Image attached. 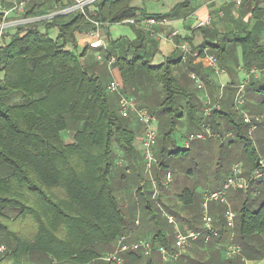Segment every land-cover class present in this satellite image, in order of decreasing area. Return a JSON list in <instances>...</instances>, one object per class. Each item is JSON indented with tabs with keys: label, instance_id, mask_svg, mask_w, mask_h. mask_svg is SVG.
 Segmentation results:
<instances>
[{
	"label": "trees",
	"instance_id": "16d2710c",
	"mask_svg": "<svg viewBox=\"0 0 264 264\" xmlns=\"http://www.w3.org/2000/svg\"><path fill=\"white\" fill-rule=\"evenodd\" d=\"M131 1L99 0L86 8V14L46 18L69 7L73 0H30L24 16L44 19L8 30L0 43V246L6 247L0 264H111L101 258L117 248L121 237L128 236L132 242L142 236L134 231L138 214L148 221L141 234L149 236L155 249H175V227L154 204V192L145 191L149 181L138 150L143 127L141 132L134 126V116L122 117L119 95H111L107 81L86 66L84 57L93 49L85 46L78 54L81 35L92 29L88 18L112 25L138 17H164L140 16V9ZM3 3L10 6L8 0ZM186 4L175 7L173 15ZM133 29L136 39L112 42L110 53L118 47L122 52L115 64L122 93L141 100L161 123L162 136L155 149L159 159L155 178L160 190L165 174L176 165L174 161L190 150L183 151L174 143L173 133L180 120L192 126L191 134L200 132L206 123L222 132L215 141H221L225 133L236 137L235 141L226 140L228 143L242 140L244 154H249L244 157L248 176L259 158L248 125L236 119L232 96L237 82L224 89L222 108L204 118L200 97L182 87L173 75L174 66L182 63L181 56L152 65L148 61L153 56L148 32ZM231 37L230 41L224 38L222 44L205 45L218 56L220 68L230 74H237L230 64L237 65V71L263 72L250 78L247 107L264 115V44L251 32ZM238 49L241 56L236 54ZM184 66L202 74L211 96H219L214 79L195 58L190 57ZM142 85L153 88L144 99ZM64 132L74 133L73 142L63 139ZM118 170L124 182L117 193ZM124 189H129L130 199L124 198ZM200 200L195 191L186 188L175 194L176 205L182 204L180 211L176 205L166 209L183 230L185 225L201 230ZM233 205L234 231L224 223L223 209L213 206L218 238L209 243L201 239L177 260L166 263L130 251L124 254V264H245L242 258L224 255L235 231L243 256L250 261L264 260V178L252 182L246 191L238 190Z\"/></svg>",
	"mask_w": 264,
	"mask_h": 264
},
{
	"label": "built area",
	"instance_id": "2783aa9c",
	"mask_svg": "<svg viewBox=\"0 0 264 264\" xmlns=\"http://www.w3.org/2000/svg\"><path fill=\"white\" fill-rule=\"evenodd\" d=\"M10 2L9 7H5L3 0L0 1V15L2 22L0 23V43L4 38L5 34L10 29H15L22 25H27L35 21L44 19V17H25L26 7L30 0H8ZM99 0H73V4L67 8L61 9L57 12L51 13L46 18H53L56 15L71 14V13H82L86 14V8L98 2ZM246 0H207L209 4H228L231 3L236 7H242ZM91 30L86 31L81 35L82 43L85 46H89L93 50L97 51L96 59L102 65H106L110 71L114 70V66L117 62V58L108 52V42L101 34V29L104 24L88 18ZM128 24L141 23L145 29L148 30L149 35L159 40L161 35L154 31L152 28L156 25H163L168 23L166 19H157L156 17L149 18H135L124 21ZM211 24V18L198 21L196 28L203 29ZM179 31H174L170 35V38L174 39L179 37ZM176 50L181 52V59L183 62H187L190 57L195 59L203 60L205 65L211 68L216 74L224 72L220 68L219 58L211 51L210 46H204L199 49H193L186 43L176 44ZM106 54V55H105ZM258 70L252 69L248 72V80L239 84L236 87V94L234 98V106L237 111L240 112V108L246 105V90L250 78L257 77ZM192 80L195 82L197 89L206 92V83L201 80L196 74H191ZM2 79L0 74V80ZM109 93L119 95V109L120 114L124 118L136 117L140 125L143 127V133L141 138L142 155L145 162V174L152 172L153 168L158 164L156 156V145L159 139L158 130L156 127L157 117L153 115L146 107L142 106L135 97H129L122 93L121 84L117 79H114L107 88ZM203 112L204 118L212 116L215 110L221 109L220 101L213 100L208 93H205L203 98ZM249 114V113H248ZM244 114V122L249 126V135L252 137L253 134L258 130L261 118L258 116L252 117L251 115ZM219 137V133L215 132L209 125L203 124L201 132L196 134H190L186 139L185 149H189L192 142L197 140L215 139ZM242 166L235 164L232 169V173L226 179V184L223 190L216 192H205L202 200V228L201 230L194 229H181L179 221L176 216L171 212H168L162 205H159V210L162 216L168 221L170 225L175 227V250L170 252L166 247L161 246L156 251L161 255L163 262H168L171 258L176 260L182 253L193 247L196 242L204 239L205 243L211 242L214 238L219 237V230L216 227L215 218L211 213V203H219L223 207V218L227 228L231 231L235 230L236 227V212L232 208L231 204L226 199V193L232 188L248 189L251 182L257 181L264 178V159L260 158L258 165L251 172L250 176L244 177L242 175ZM173 178L172 172L168 171L164 177V187L168 188ZM153 180V179H152ZM153 186V199L157 201L158 193L160 190L159 183L156 179L152 181ZM137 225L139 224L136 221ZM234 233L228 242L224 255L227 259H234L242 256L243 249L240 244L234 242ZM128 236L121 237L117 248L107 254L101 259L111 264H124V254L130 251H140L145 256H151L154 251L152 243L147 239H140L138 241L129 242ZM6 252L5 246H0V258ZM246 264L249 262L246 261Z\"/></svg>",
	"mask_w": 264,
	"mask_h": 264
},
{
	"label": "rangeland",
	"instance_id": "374dc122",
	"mask_svg": "<svg viewBox=\"0 0 264 264\" xmlns=\"http://www.w3.org/2000/svg\"><path fill=\"white\" fill-rule=\"evenodd\" d=\"M184 1L185 0H132V4L135 7H138L139 9H144L148 13H156V14L162 13L163 14V13L169 12L170 9H172L175 5H177L178 3L184 2ZM191 2L195 3V0H191ZM108 29H110V38L112 40H116L122 36L126 37V38L127 37L131 38V36H127V29H129L131 31V25H129L128 23L123 22L121 24L108 25ZM56 32L57 31H55L54 33H56ZM263 34H264V32L262 30H260V31L257 30V31H254L253 36L257 39H260L261 42L264 44ZM126 38H123V39H126ZM83 46H85V45H84V43H82V40L80 38L79 39L78 54L83 53V51H84ZM113 53H114V56L116 58H119L122 55V52H121L119 47L114 49ZM236 54L238 56H241V50L238 49ZM239 60H241V57L239 58ZM84 61H85L86 66L89 69H91V71L98 73V75L101 76L103 81L108 80L107 79V72H106L108 70V67L106 65L101 66L102 64L97 61L96 55L92 51L89 50L86 53V55L84 57ZM177 65H178V67L183 66L181 63H179ZM219 65H220V62H219ZM230 66H231L232 70H235L237 72V79H238L237 84L238 85L248 80V75L246 76V74L244 77L241 78V80H239L240 79V73L243 70L237 71L238 67L235 64H233V65L230 64ZM183 69H184V67H183ZM262 73L260 70H258L257 77H260L262 75ZM173 75L175 78H176V76H178V72L174 68H173ZM1 77L3 78V76H1ZM185 85L189 91H191L192 93H194L198 97L201 98L203 95H205V91L198 90L196 84L190 82V80L187 79V83H185ZM217 86H218V84H217ZM221 91L222 90L219 87V95H220ZM133 97H135V96H133ZM233 97H234V95L232 96V99L234 102L235 97L234 98ZM212 99L213 100L216 99L220 102L223 101V98H220L219 96L215 99L212 97ZM248 103H249V97H248V92L246 90V105L244 107L240 108V112L237 111V109L234 106V110L236 111V114H237L236 119L237 120L242 119L244 122V114L245 113L246 114L249 113L248 115H251L252 117L258 116L261 118V122H260L261 127L253 134L252 137L250 135L249 136H250V139L252 141V147L254 149H256L258 158L264 159V115H260L256 112L249 110L247 107ZM227 105L231 106V102L227 101ZM203 108L204 107H203V103H202L201 112H202V116L204 117ZM133 121H134V126H137V128H139V130H141V132H142V129H141L142 127H141L140 123L138 122V120L136 119V117L133 118ZM155 124H156L157 130H158V136L160 139L162 136V130H160L161 123L159 122V120H157V122ZM192 130H193L192 126L190 124H187L186 121H183V120H180V122L177 124V126L175 128V131L173 133V140L175 141L174 143L177 145V147H179L183 151L185 150L186 139H188L189 135L194 132V131L192 132ZM248 130H249V126H248ZM197 133H199V131ZM223 135H224L223 138L222 137L219 138V140H221V141H215L214 139L194 141L190 145V148H189L190 150L187 151L185 153V155H180L179 157H177V160L174 161L176 163V165L174 166L172 164L173 166L171 167V169H173L171 171L173 174L171 184L168 186V188L162 187L161 190H159L157 201L154 200L155 201L154 204L156 205V207L158 209H159V205H162L165 209H166V207L172 209V207H174L177 204L175 202V195H174L175 192L176 193L180 192L181 190L186 189V188L195 191L196 195L198 197H202V200H203V196H204L205 191L206 192H216V191L223 190L225 187V184H226V179L232 173V169H233V166L235 164H240L242 166L241 167L242 168V175L244 177L248 178L250 176L251 173L248 176H246L247 174H245V171H244L245 167H246L245 158L249 157V154H247V153L244 154L243 149H244L245 144L240 139L234 143H228V142H226V140H230L232 138V140L235 141L236 137L225 136L226 133ZM71 137H72L71 132H64L63 133V139L66 142L70 141ZM228 137H230V138H228ZM156 168L157 167L155 166L153 168L152 172L145 174V179H147L149 181V184L145 188L146 192H154L153 186H152V181L154 179H156L155 178L156 177L155 176ZM253 184H254V182H253ZM172 186H173V188H172ZM241 189L245 190V191L247 190V189H243L242 187H240V188L232 187L226 193V199L231 204L233 209H234L233 203H234L235 196H236L238 190H241ZM124 194H126V193H123V195ZM167 195H169V197H170L169 199L166 197ZM124 198L130 199L128 197V190H127V194ZM129 204H130V202H129ZM201 205H202V201L200 200V206ZM213 206L220 207L221 210L223 209V207L220 206L219 203H211L210 207L212 208ZM176 207H178V209L180 211V206L176 205ZM201 209H202V207H201ZM201 213H202V210H201ZM222 215H223V213H222ZM137 216L138 217L136 220L139 222V224L137 225V223H136V228L134 229V231H137L138 233L140 232V235H142L141 237L142 238L145 237L147 239L149 236L146 235L143 237V234L147 230L148 221H146L139 214ZM141 232L143 234H141ZM235 234H236V231L234 232L233 240H234V242L237 243L236 238H235ZM148 240H149V238H148ZM156 249L154 248V251L151 254V256H149L147 258H152L156 262H161L162 261L161 255L156 251ZM174 250H169V251L173 252ZM188 250H185L183 253L187 252ZM238 258H242L245 264H246V261L249 262V264H263L262 260H260V261L247 260L243 256V254H242V256H240ZM171 260H174V259L171 258L170 261ZM164 263H166V262H164Z\"/></svg>",
	"mask_w": 264,
	"mask_h": 264
},
{
	"label": "crops",
	"instance_id": "0c3cea01",
	"mask_svg": "<svg viewBox=\"0 0 264 264\" xmlns=\"http://www.w3.org/2000/svg\"><path fill=\"white\" fill-rule=\"evenodd\" d=\"M1 1V0H0ZM132 2V1H131ZM187 2V4L180 8L179 11L176 12L177 15H173V9L177 7L178 5ZM10 5V4H9ZM133 5V4H132ZM134 6V5H133ZM138 8V7H137ZM141 13H146V14H152V15H162L164 16L161 19H166L168 23L166 24H159L154 26L152 29L159 33L161 35V39L156 40L152 38L149 35V32L147 29L141 25V23L131 25V31L127 29V36H131V38H126V37H120V38H126L128 40L133 41L136 39V34L133 29V26L137 28H141L146 30L149 35V41L151 43V51L153 52V56L148 59L149 62H151L152 65H158L164 63L167 59L171 58L172 56H175V58H178L181 56V52L176 50V44H181V43H186L193 49H199L204 46H209L205 45L206 42L211 43V44H222L225 42V40L228 38V40H232L233 37H231L233 34H242L246 32H251L254 35V31H260L262 30L264 32V0H246L244 5L242 7H236L231 3L228 4H209L207 3V0H195V3L191 2V0H185L184 2L178 3L175 5L172 9H170L169 12L167 13H161V14H156V13H148L144 9H140V12L138 13L141 16ZM137 14V15H138ZM138 15V16H139ZM154 17V16H153ZM144 18V17H143ZM148 18V17H147ZM211 18V24L203 29H197L196 25L198 21L205 20ZM108 25H104V27L101 29V34L105 38V40L108 42V52H112L111 49V43L119 40L120 38L116 40H112L110 38V29H108ZM107 26V27H106ZM260 29V30H259ZM179 31L180 35L177 38H170V35L174 31ZM131 34V35H130ZM230 34V37H225L226 35ZM264 37V34H263ZM226 38V39H224ZM228 42V41H227ZM230 45V44H228ZM84 49L86 48L83 46ZM231 47V46H228ZM212 51V49H211ZM95 55L97 51L93 50L92 51ZM213 52V51H212ZM214 53V52H213ZM111 54V53H110ZM215 54V53H214ZM106 55V54H105ZM111 55H114L112 53ZM216 55V54H215ZM217 56V55H216ZM218 57V56H217ZM196 62L200 63L204 69V71L212 78L214 79V82L216 83L217 87H220L222 90L220 92L219 97L223 98L224 97V89L228 86H232L233 81L237 82V74L235 73V77L233 74H230L229 72L225 71L221 74H216L211 68L207 67L203 60L196 59ZM186 62L182 61V67H178L176 64L174 66V69L177 70L178 76H176V79L178 83L186 88L185 83H187V79L190 80V82H193L191 78V74H196L201 80L205 82V80L202 78V74L200 75L198 72L194 71H188L187 68H185L184 64ZM104 66V65H101ZM184 67V69H183ZM241 71V69H239ZM107 72V83L110 84L114 79H117L119 82V75L115 69L110 71L109 69L106 71ZM248 75L246 71H242L240 73V79ZM234 77V78H233ZM206 83V82H205ZM238 83V82H237ZM121 84V83H120ZM153 88L149 86L142 85L141 91V96L142 99H144L146 96L148 97L149 93L151 92ZM121 91H122V86H121ZM206 92L208 95L212 98L211 93L209 92V89L206 85ZM205 92V93H206ZM111 95H116L115 93ZM205 95H203L200 99L202 100L203 103V98ZM217 98V97H216ZM138 100V99H137ZM141 101V100H140ZM138 102L142 104V102ZM216 101V100H215ZM221 108H222V103ZM72 137L70 141L67 143L73 142L74 139V133L72 132ZM141 138H142V133L138 137V150L141 151L142 153V145H141ZM120 170L117 171L116 173V182H117V193L121 190V184L124 182L120 180ZM133 174L130 173L129 177L131 178ZM134 185L133 180H131V186ZM125 191L129 189H124ZM125 191L123 193H125ZM206 192V191H205ZM174 193V192H173ZM176 194V192H175ZM174 194V195H175ZM202 200V197H201ZM179 206H182L181 203H178ZM180 225V223H179ZM181 229L182 226L180 225ZM185 229H188V227L185 225ZM184 229V230H185ZM133 237V236H132ZM135 237V236H134ZM142 238V237H140ZM139 238V239H140ZM132 240V239H131ZM134 242V241H132ZM263 264H264V260Z\"/></svg>",
	"mask_w": 264,
	"mask_h": 264
}]
</instances>
